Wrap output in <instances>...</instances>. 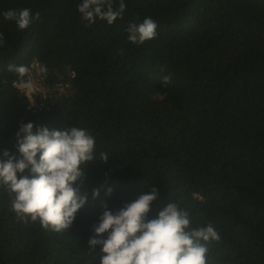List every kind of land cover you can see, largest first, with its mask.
<instances>
[{
	"label": "trees",
	"instance_id": "16d2710c",
	"mask_svg": "<svg viewBox=\"0 0 264 264\" xmlns=\"http://www.w3.org/2000/svg\"><path fill=\"white\" fill-rule=\"evenodd\" d=\"M80 2L0 0V159L4 151L19 158L16 133L29 122L33 133L86 129L97 159L85 169L86 203L60 233L19 218L0 185V264H99L87 243L104 206L118 211L152 187L160 197L148 219L174 202L193 226L219 231L208 264H264V0H125L111 25L83 21ZM23 8L40 20L18 30L3 19ZM146 17L156 37L129 42V23ZM32 61L46 65L53 99L40 113L26 111L7 71ZM71 72L72 96L62 98L56 85Z\"/></svg>",
	"mask_w": 264,
	"mask_h": 264
},
{
	"label": "clouds",
	"instance_id": "9594fccd",
	"mask_svg": "<svg viewBox=\"0 0 264 264\" xmlns=\"http://www.w3.org/2000/svg\"><path fill=\"white\" fill-rule=\"evenodd\" d=\"M77 10L88 24L99 19L111 25L117 19H123L126 4L125 0H81ZM2 16L5 21L14 22L18 30H25L35 20H40V14L33 16L28 8L9 9ZM156 29V22L146 17L139 24L129 23L127 39L142 45L156 37ZM4 42L0 34V47ZM32 64H37L39 72L46 76V65L38 61H32L28 66L14 63L7 66V71L18 77V91L14 87L15 81L14 89L26 96L30 103L35 92L29 69ZM74 77L75 72H71L67 80L58 82L70 84L69 95L62 96L57 90L58 96H72ZM170 80V76L162 77V86H167ZM48 94L51 107L53 99ZM22 99L29 113L50 109L31 112L26 100ZM16 137L19 158L4 151L3 159H0V185L11 196L12 211L21 219L39 221L46 230L60 233L69 229L87 200V194H81L80 189L86 166L97 160L95 137L78 127L41 126L33 133L31 122L21 125ZM108 158L107 153H100V161L106 162ZM25 170H28L27 175H24ZM111 191L109 188L106 195ZM98 195L99 189H94L92 198L96 199ZM159 197L158 189L152 187L147 192L141 191L134 201L118 211L113 212L104 206L105 210L93 226V235L87 243L91 254L99 250V264H208L209 245L220 241L219 231L211 222L193 226L189 211L174 202L155 210L153 217L148 219L151 205Z\"/></svg>",
	"mask_w": 264,
	"mask_h": 264
},
{
	"label": "built area",
	"instance_id": "2783aa9c",
	"mask_svg": "<svg viewBox=\"0 0 264 264\" xmlns=\"http://www.w3.org/2000/svg\"><path fill=\"white\" fill-rule=\"evenodd\" d=\"M37 64H32L30 69V76L32 80L34 81V87L35 92L33 94V102L30 103L29 99L20 94L21 97H23L27 102V109L31 112H37L42 110H47L50 107L51 99L46 91L45 85L43 83V75L39 72L38 68L36 67ZM29 77H25V79H28ZM17 81V80H16ZM16 81L14 82V87L17 89ZM56 88L60 95L67 96L69 95V83H58L56 85Z\"/></svg>",
	"mask_w": 264,
	"mask_h": 264
}]
</instances>
